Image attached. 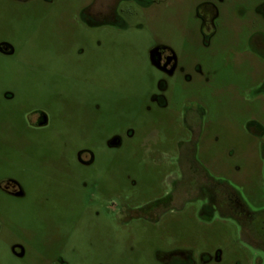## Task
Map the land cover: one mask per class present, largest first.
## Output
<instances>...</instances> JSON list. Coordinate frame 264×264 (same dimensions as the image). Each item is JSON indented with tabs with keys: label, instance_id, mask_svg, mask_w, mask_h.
<instances>
[{
	"label": "rangeland",
	"instance_id": "1",
	"mask_svg": "<svg viewBox=\"0 0 264 264\" xmlns=\"http://www.w3.org/2000/svg\"><path fill=\"white\" fill-rule=\"evenodd\" d=\"M111 1L0 0V264H264V0Z\"/></svg>",
	"mask_w": 264,
	"mask_h": 264
},
{
	"label": "flooded vegetation",
	"instance_id": "2",
	"mask_svg": "<svg viewBox=\"0 0 264 264\" xmlns=\"http://www.w3.org/2000/svg\"><path fill=\"white\" fill-rule=\"evenodd\" d=\"M117 0H112L110 3H106L104 5L103 8H100L99 11L97 13H95V22L97 23L98 19L96 17L98 16H106L114 18L116 15V4H117ZM211 17L212 19L217 17V13L215 11V8L211 9ZM99 22V21H98ZM210 40V37L207 38V41ZM0 51L3 54H10L11 50L10 48L7 47H2L0 48ZM149 57H150V61L152 62V64L157 67L160 71H162L164 74H166L167 76H170L172 74H174V72L177 69V63H176V58L174 57V55L172 53H170L167 49L165 48H155L152 49L149 53ZM166 90V84L163 82L160 84V91H165ZM156 100L159 103V106L162 108H165L167 106L166 102L163 99L162 95H157L156 96ZM30 123L31 126L33 128H46L49 125V119L48 116L45 115V113H43L42 111H37L34 112L33 115L30 116ZM188 118L185 120V122H187ZM114 143L113 145L110 146V143ZM121 145V138L119 137V135H113L112 137H110L108 139V146L111 148H117ZM78 156V160L82 165H90L92 163V158L89 155L88 152L86 151H79L77 153ZM204 186V185H203ZM208 190V189H207ZM210 190V189H209ZM212 191V190H210ZM223 198V195L221 196ZM228 198V196L226 197ZM209 202L205 205V209L206 212L209 213L211 211V208L214 206L215 208H218L220 203H218V198L217 196L212 193V195L210 194L209 196ZM236 202L230 203L231 206V212L229 213L232 216L237 217L238 219H244L247 218L248 221H250L251 223L254 222V218L253 217H249L251 216L250 213H248L245 208L240 204V202H238V200H235ZM163 200H156L150 203V205H148L146 208L144 209H156V210H160L163 207ZM222 213L224 214V212L222 211ZM152 218H154V216H151ZM150 215L145 214L143 215V218L145 220H149ZM151 218V219H152ZM256 218V217H255ZM254 220V221H253ZM261 237L264 240V224L261 227ZM264 251V249H263Z\"/></svg>",
	"mask_w": 264,
	"mask_h": 264
},
{
	"label": "water",
	"instance_id": "3",
	"mask_svg": "<svg viewBox=\"0 0 264 264\" xmlns=\"http://www.w3.org/2000/svg\"><path fill=\"white\" fill-rule=\"evenodd\" d=\"M113 144H114L113 142H112V143H110V146H111V145H113Z\"/></svg>",
	"mask_w": 264,
	"mask_h": 264
}]
</instances>
